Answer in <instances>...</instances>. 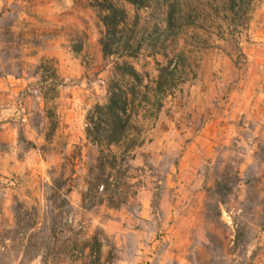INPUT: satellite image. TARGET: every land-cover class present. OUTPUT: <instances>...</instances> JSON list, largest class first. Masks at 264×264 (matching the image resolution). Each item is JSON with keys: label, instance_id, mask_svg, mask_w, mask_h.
Here are the masks:
<instances>
[{"label": "rangeland", "instance_id": "1", "mask_svg": "<svg viewBox=\"0 0 264 264\" xmlns=\"http://www.w3.org/2000/svg\"><path fill=\"white\" fill-rule=\"evenodd\" d=\"M113 1L164 29L167 0ZM181 2L173 32L196 76L143 120L110 199L95 191L85 132L107 100L100 12L93 0H0V264H264V0L244 22L225 0ZM162 60L152 46L129 58L150 78ZM236 170L224 201L210 197Z\"/></svg>", "mask_w": 264, "mask_h": 264}, {"label": "trees", "instance_id": "2", "mask_svg": "<svg viewBox=\"0 0 264 264\" xmlns=\"http://www.w3.org/2000/svg\"><path fill=\"white\" fill-rule=\"evenodd\" d=\"M126 1L142 7L150 0ZM167 1L164 29L150 31L139 27L137 14L130 18L113 0H93L104 26L99 37L102 55L111 65L106 81L107 100L88 110L85 132L99 152L100 171L93 178L95 191L100 185L110 199L118 191L117 173L122 171L129 178L128 160L132 157L131 151L143 141V120L154 116L167 96L181 92L183 85L196 76L197 63L190 50L177 47L181 26L173 32L188 10L181 0ZM252 3L253 0H225L226 9L241 22L246 21ZM145 46L157 47L163 56L161 62L156 61V75L151 78L129 61ZM239 181L238 170L233 176L220 174L208 193L221 203ZM94 258L99 260V250Z\"/></svg>", "mask_w": 264, "mask_h": 264}]
</instances>
